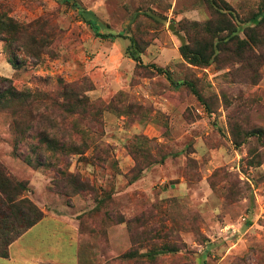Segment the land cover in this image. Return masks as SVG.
<instances>
[{
	"label": "rangeland",
	"instance_id": "1",
	"mask_svg": "<svg viewBox=\"0 0 264 264\" xmlns=\"http://www.w3.org/2000/svg\"><path fill=\"white\" fill-rule=\"evenodd\" d=\"M209 1L0 0L3 19L22 29L0 28V78L76 91L38 106L53 119L48 137L63 143L42 150L44 166L13 156L11 116L0 111V163L46 214L0 264H264V0H223L224 16ZM81 10L115 38L97 37ZM223 18L232 42L216 34ZM171 27L184 45L216 46L210 63H186ZM26 142L37 139L21 146L31 155ZM167 247L179 252L123 257Z\"/></svg>",
	"mask_w": 264,
	"mask_h": 264
},
{
	"label": "trees",
	"instance_id": "2",
	"mask_svg": "<svg viewBox=\"0 0 264 264\" xmlns=\"http://www.w3.org/2000/svg\"><path fill=\"white\" fill-rule=\"evenodd\" d=\"M209 3L215 12L221 16L226 15V13H232L231 7L223 0H210ZM81 12L83 13L86 11L81 10ZM86 14L91 17L86 18L85 22L93 29L97 37L111 40L115 38V35L112 34H100L98 27H96L93 14L88 12H86ZM3 18L4 17L0 15V28L2 30L6 31L7 27L14 28L15 23L12 20ZM212 24L213 23L208 22L206 24L195 23L194 25L206 31L209 27L211 28ZM20 31H22V29L15 30L14 28L13 33L16 35L20 33ZM215 31H217L216 34L226 32L225 37L222 39L227 42H232L236 39L235 26L228 19L223 18L220 26ZM249 31H251V28L246 29V34H249ZM237 42L240 47H245L248 43L247 40L238 39ZM216 49V46L212 45V43L203 45L195 41L192 45H181L179 47V52L184 61L189 65L204 67L210 63L213 58V51ZM128 52L130 58L138 65H141L140 54L142 51L138 49V45L133 39L131 40ZM150 66L157 72L164 73L174 88L186 86L197 98H200L192 82H174L166 70L155 67L154 65ZM6 84H8V86ZM71 90L73 89L68 85H62L58 91L56 90L52 93H40L39 91L32 92L25 88L18 89L11 84L10 80L0 78V111H5L11 116L10 131L13 137L12 154L14 157L22 159V161L29 165L40 167L46 165V162L49 160L44 157L42 150L46 151L50 149L52 151H58L63 149V143H60L53 138H49L46 134V129H52L51 125L53 119L47 114V108L41 110L38 106L44 100H51L55 103L56 101L54 98L58 95L67 98L76 93L75 90H73V92ZM75 103L76 106H80L79 108L84 111L85 103L81 98H77ZM64 111L66 110L64 109ZM27 138L37 139L36 144L26 142L31 149L29 150L31 155H34V158L29 154H25L21 150V146L24 145L23 141ZM84 145V141L79 143V147L72 145L71 153L82 154ZM42 146H45V149H42ZM25 190L26 183L15 180L0 163V259H7L9 257L10 246L46 216V214L32 201L22 196ZM177 252H179V250L170 247L161 248L160 250H149L146 253L141 254H136L132 250L124 254L123 257H146L150 261H153L155 259L157 260L161 255H173ZM178 262H180V264H187L180 259Z\"/></svg>",
	"mask_w": 264,
	"mask_h": 264
},
{
	"label": "water",
	"instance_id": "3",
	"mask_svg": "<svg viewBox=\"0 0 264 264\" xmlns=\"http://www.w3.org/2000/svg\"><path fill=\"white\" fill-rule=\"evenodd\" d=\"M171 30L178 37V39L181 41V43L184 45V38L177 31H175L173 27H171Z\"/></svg>",
	"mask_w": 264,
	"mask_h": 264
},
{
	"label": "crops",
	"instance_id": "4",
	"mask_svg": "<svg viewBox=\"0 0 264 264\" xmlns=\"http://www.w3.org/2000/svg\"><path fill=\"white\" fill-rule=\"evenodd\" d=\"M41 222H42V221H40V222H39L38 224H36L35 226L39 225ZM35 226H34V227H35ZM34 227H32V228H34ZM32 228H31V229H32ZM31 229H30V230H31Z\"/></svg>",
	"mask_w": 264,
	"mask_h": 264
}]
</instances>
